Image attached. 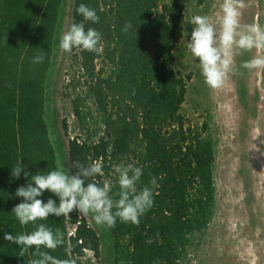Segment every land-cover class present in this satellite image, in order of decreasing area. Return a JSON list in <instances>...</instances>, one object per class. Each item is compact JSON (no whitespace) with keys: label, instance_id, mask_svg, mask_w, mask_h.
I'll return each mask as SVG.
<instances>
[{"label":"trees","instance_id":"obj_1","mask_svg":"<svg viewBox=\"0 0 264 264\" xmlns=\"http://www.w3.org/2000/svg\"><path fill=\"white\" fill-rule=\"evenodd\" d=\"M65 0H0V264H31L35 248L24 257L4 239L31 233L12 209L22 202L16 190L37 173L56 170V148L46 122L47 85L53 64L57 24ZM80 4L94 9L96 23L77 13ZM182 0H73L71 23L101 33L99 53L73 49L61 95L69 103L75 135L67 141L73 173L76 162H102L112 194L119 191L120 163L142 169L137 188L155 177L153 205L139 225L117 218L115 227L99 225L108 244L109 264H187L204 242L215 215V141L207 117L198 124L183 112L184 76L175 49L192 28ZM127 22L132 27L124 32ZM43 55L42 63L33 58ZM63 130L67 126L63 124ZM56 140V142H58ZM24 167L19 178L12 168ZM59 203L49 191L41 197ZM118 198V197H115ZM63 234L55 251L75 264L84 251L98 255L101 240L77 211L37 221ZM151 241V242H149Z\"/></svg>","mask_w":264,"mask_h":264},{"label":"rangeland","instance_id":"obj_2","mask_svg":"<svg viewBox=\"0 0 264 264\" xmlns=\"http://www.w3.org/2000/svg\"><path fill=\"white\" fill-rule=\"evenodd\" d=\"M182 1L184 19L189 23L194 15L217 17L222 2ZM72 3L65 0L61 7L46 99V122L56 148L57 165L69 174L74 173L66 144L75 135V123L69 103L61 95L69 52H63L59 42L71 24ZM244 4L241 23L264 26V0H244ZM192 28L179 40L175 59L182 74L189 76L183 112L198 124L207 117L216 144V208L204 242L187 264H264V70L242 66L257 55L256 49L242 52L235 57L234 71L225 85L210 89L198 59L187 49ZM79 216L97 233L102 245L98 255L84 251L79 264H109L108 244L93 214Z\"/></svg>","mask_w":264,"mask_h":264},{"label":"clouds","instance_id":"obj_3","mask_svg":"<svg viewBox=\"0 0 264 264\" xmlns=\"http://www.w3.org/2000/svg\"><path fill=\"white\" fill-rule=\"evenodd\" d=\"M244 7V0H222L217 17L194 15L191 18L193 28L187 49L198 59L204 82L212 90L221 89L229 80L234 71L235 57L242 52L256 49L257 55L242 66L248 70H264V26L259 23L242 24ZM76 11L84 21H99L96 11L84 4H80ZM131 27V22H127L122 31L127 32ZM101 39V33L96 29L85 30L83 22H73L63 32L59 48L69 53L74 48L99 53L102 51ZM43 60L42 54L37 55L33 63H42ZM74 167L78 169L74 174L59 167L46 174L37 173L26 186L19 187L15 192V196L22 198V202L12 209L16 219L22 226L31 223L36 227L27 234L14 236L5 233L4 239L20 247L21 257L35 248L33 255L39 258L33 259L31 264H75L72 259L62 260L49 252L40 251L42 247L55 251L63 244V234L59 229L54 231L43 223L37 225V221L77 211L80 215L93 214L98 225L108 228L115 227L117 218L138 226L140 217L153 205V189L157 187V180L153 177L149 182L151 187L138 190L142 169L132 163H120L114 168L118 173L119 191L115 194L118 198L112 194L113 184L109 179H104L102 183H86V180L96 176H104L102 162L93 161L87 166L76 162ZM22 172L24 167L18 163L12 168V177L19 178ZM24 175L28 173L24 172ZM46 190L59 198L58 204L51 198L46 203L37 198Z\"/></svg>","mask_w":264,"mask_h":264}]
</instances>
